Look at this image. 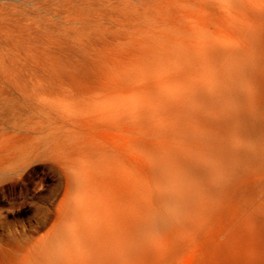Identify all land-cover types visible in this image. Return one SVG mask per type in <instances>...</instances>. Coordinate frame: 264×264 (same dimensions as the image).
<instances>
[{
	"label": "bare ground",
	"instance_id": "1",
	"mask_svg": "<svg viewBox=\"0 0 264 264\" xmlns=\"http://www.w3.org/2000/svg\"><path fill=\"white\" fill-rule=\"evenodd\" d=\"M35 8L27 20L12 16L32 21L38 36L27 35L42 48L41 36L48 40L50 35L43 30L42 2ZM128 19L130 26L125 25L137 32L128 36L121 29L126 41L120 42L123 48L116 42L123 50L117 51L139 54L145 63L141 76L146 72L154 80L138 94L134 121L112 120L108 138L105 132L95 137L104 151L92 164L106 173V182L85 183L80 175L78 197L65 202L52 230L19 250L0 245V264H264V0H169L158 7L154 22ZM89 29L59 33L58 28L50 34L64 46L74 42L71 53L88 57L96 36H91L96 29ZM148 29L154 44L150 53L137 39ZM121 30L110 36L118 38ZM1 66L0 78L11 72ZM5 143L0 147L5 177L27 166L39 147Z\"/></svg>",
	"mask_w": 264,
	"mask_h": 264
},
{
	"label": "rangeland",
	"instance_id": "2",
	"mask_svg": "<svg viewBox=\"0 0 264 264\" xmlns=\"http://www.w3.org/2000/svg\"><path fill=\"white\" fill-rule=\"evenodd\" d=\"M38 1L43 4V9L41 10V16L45 20L43 30L50 35L48 40L46 39L48 38L47 36H41L42 41L38 45L42 46V48L36 47L35 40L32 41L38 36L36 28L33 25L31 26L32 21H16L19 17H23L26 20L27 16L32 17L31 10L37 11L35 4ZM168 1L0 0V8H7L6 11L0 10V13L6 12L0 18V41L4 40V37L7 38V36L10 38H7L9 39L8 41L6 38L4 40L9 45H5L6 43L1 41L5 47L7 46L8 51H5L6 54L3 52V54L1 52L6 50V48L2 51L0 50V58L2 57L0 61L4 60V62L1 61L0 65L2 64L1 67L4 72L5 69L6 72L11 70V72H5V77L0 78V147L7 141H23L27 143H25L26 145H32L35 142L36 145H34L39 146L33 152L34 159L23 169H17L14 174H9L7 177L0 175V245L8 243L12 248L19 250L23 243L28 242L29 244L47 235L53 226L56 225L59 217L62 216L65 202L78 197L76 188L80 175L83 176L85 183H92V180L99 183L106 182V173H101L98 170V165L92 164L94 162L93 159L101 156L104 151V144L99 143L95 137H97L98 133L110 131L107 125L112 120L127 119L134 121L138 115L136 112L138 94L144 83H151L154 80V78L147 77L145 75L146 72H143L141 76V69L145 66V63L142 64L139 54L135 52L128 54L124 51L123 55L121 52L123 51L121 49L124 43L120 42L126 41L124 30L127 31L126 35H128V32L133 35L137 32L135 28V30L133 29L134 31L129 30V19L127 20V18L141 19L146 17L154 22L156 10L161 5H167ZM13 14H15V17L18 14V18L14 19ZM4 20L5 22H3ZM85 22L88 23V26ZM125 22H127L128 26L127 24L125 25ZM84 23L87 27L82 26ZM123 23L125 28L127 26V29H124ZM3 25L8 29L4 28ZM9 26L11 30H9ZM24 26L26 28H29V26L30 28H35L33 30L36 33L34 32V34L32 29L30 31V28L27 29L32 32L31 34L28 30L25 32L26 28ZM119 26L123 27L119 28ZM46 28H48V32H46ZM58 28L59 33L60 31H72V29L75 32L77 29L78 32V30H87L88 28L91 30L89 31L90 33H95L92 29H96L95 31L98 34H92L91 36H96L91 37L93 41L90 39L91 44H88L90 47L92 46V49L94 48L93 52L89 56L87 55L88 57L83 54H81L82 57L74 55L71 53L72 48H69L73 44L71 47H75L74 42L67 45V50L64 49L67 46L59 43L60 41L57 40L59 37L55 34H50L53 30L56 32ZM98 29L103 30V32L106 31L104 34L107 33L108 39L105 37L107 35H105V40L101 36L103 35L100 33L101 30L97 31ZM117 29L123 30V32L121 30L122 33L119 31V35L123 38L121 40L119 35V37L117 36L118 38L114 35L113 37L110 36L112 32L115 34ZM138 30L140 31L141 28ZM27 32L30 36L33 35L35 37L29 38ZM145 32L148 33L147 36L144 32H140L137 39L140 47L145 45L147 53H150L154 44L149 38L150 30L148 29ZM99 34L101 35L98 36ZM11 37L14 40L11 41ZM52 37H54L56 42L58 41L57 43H59L60 47L64 46H62L63 51L55 45L57 43ZM97 37L99 40H96ZM102 38L103 40H100ZM118 39L120 40L119 42ZM49 40H52L53 43L52 41L49 43ZM95 40L96 43H94ZM14 41L18 44H20L19 42L23 44H20V46ZM23 41H27L26 45ZM10 42L11 44L15 43L17 46L13 48L15 45H11ZM92 42L93 45H99L95 46L100 48L99 53H97L99 48L95 51L96 48L92 45ZM108 42L122 44V48L120 46L121 49L118 47L121 51L118 52L116 48L119 44L112 45L108 44ZM2 43H0V49L1 47L4 48ZM27 44L30 45V48L34 45V49L38 48L39 51H35L33 48L29 50L30 48H26ZM46 44H49V47H46ZM76 45V47H79L78 43ZM107 45H109V48L111 45L115 47H111L110 50ZM21 47L25 51L28 49L27 52L21 53ZM57 47L60 48V51H58ZM40 49L43 50L41 51ZM109 50L110 52L108 53ZM40 51L41 53L39 54ZM49 51L50 54L48 55ZM111 51H113V54H111ZM46 52L47 54L44 56ZM37 53L39 56H37ZM92 53L94 55L102 54V57L98 56L109 59L100 58V60L95 56L98 58L97 60ZM106 53L111 55L108 57L105 55ZM26 55H29V57ZM35 55L38 58H34ZM32 56L35 60H39L40 57V61L43 62L45 60L44 62L47 64L42 63V65L40 61H35L31 58ZM47 56L50 57L48 58ZM24 57H26V60ZM87 58L89 59L87 60ZM20 59L21 62H19ZM104 60L109 62H102ZM29 61H33V63ZM36 63H39L40 66L36 67L35 65H38ZM44 65L47 68L43 67ZM50 65L51 68L53 66L52 70ZM102 66L106 67V69L104 70ZM26 70L28 71L24 72ZM52 71L55 75H52ZM15 72L18 76H16ZM37 72L40 74L39 76ZM8 73L10 76H8ZM56 74L59 75L57 76ZM37 77H42V79L40 78L39 80ZM3 78H7V80H3ZM93 126H97L98 130L92 129ZM104 135L106 139L108 138L106 136H109L106 132ZM100 136L102 137V135ZM111 137L112 135L109 138L112 139ZM191 263L193 264L192 261Z\"/></svg>",
	"mask_w": 264,
	"mask_h": 264
}]
</instances>
